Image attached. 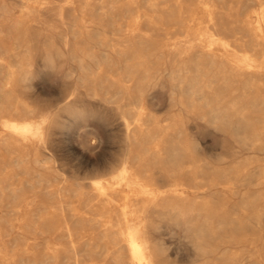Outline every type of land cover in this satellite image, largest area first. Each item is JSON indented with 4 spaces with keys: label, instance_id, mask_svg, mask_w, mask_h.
<instances>
[{
    "label": "bare ground",
    "instance_id": "6f19581e",
    "mask_svg": "<svg viewBox=\"0 0 264 264\" xmlns=\"http://www.w3.org/2000/svg\"><path fill=\"white\" fill-rule=\"evenodd\" d=\"M227 1L0 0V105L33 113L0 115V220L17 218L34 229L40 254L31 262L165 264L155 230L162 219L182 227L196 253L217 264H233L241 241H250L243 245L249 254L264 251V165H236L238 175L220 180V171L202 172L185 132L188 122L203 120L264 149V0H253L260 7L242 18L243 0ZM170 24L186 28V37L170 43ZM230 30L234 38L224 34ZM161 58L155 79L153 63ZM57 72L72 78L78 100L107 95L105 114H97L105 124L113 111L124 119V156L109 175L73 181L56 159L53 112L35 115L23 101L7 103L29 79ZM157 85L179 111L163 131L169 162L155 166L149 154L157 134L147 122ZM77 99L63 106L74 111ZM246 185L259 187L243 192L235 215L231 194ZM251 223L258 225L252 236L236 239Z\"/></svg>",
    "mask_w": 264,
    "mask_h": 264
},
{
    "label": "rangeland",
    "instance_id": "374dc122",
    "mask_svg": "<svg viewBox=\"0 0 264 264\" xmlns=\"http://www.w3.org/2000/svg\"><path fill=\"white\" fill-rule=\"evenodd\" d=\"M229 1L230 0L227 1L228 5L231 2ZM242 3L246 4V8L241 10L239 14L240 18L245 17L246 11H252L253 9H258L260 7L259 4L257 2H254L253 0H243ZM201 13L203 14V12ZM203 18H206L205 14H203ZM167 26H171L170 28L172 29L170 32V35L172 37L170 43H174L179 39H184L188 34V30L184 27L171 24ZM236 29L237 31H240L237 32L239 35L245 33L243 29ZM235 33L236 31L234 32V30L224 32V34L227 35L229 38H234L233 36ZM245 39H250V35L245 34ZM164 52L166 56L169 55L168 47L164 48ZM163 61L164 59L161 58L160 60L156 59L153 63L152 75L155 79L161 76V71L164 67L162 65ZM67 66H69L68 62L64 61L62 67L66 68ZM51 75H36L33 78L29 79L25 82L28 85L23 84L21 89L16 94L8 97L9 99H7V103H16L18 101H23L35 109V115H39L47 111H51V113L53 112L52 116L58 125L55 133L56 146L54 148L56 152V159L59 161L60 164H62L64 169L71 170L68 172L72 174L73 181L79 180L87 182L93 177L109 175L111 172H113L120 166L122 158L124 156V119H122V117L120 116V112L118 114V111H109L111 114L112 123L109 122L105 124V120H103L105 118L102 116L103 114H105V108L103 105L105 101L102 98L107 95L103 93L97 95L94 93H90L84 95L82 100H78V96L74 93V90L71 86L72 78L70 79V77H65L62 72H57L54 73L52 76ZM163 78L165 79L166 84L170 86L171 84L169 75L164 74ZM33 86L34 88H32ZM83 89L84 91L87 90L86 88ZM151 90V97L155 104V107L152 108L155 109L151 108L153 117L148 119L147 124L152 128L153 131H155L157 135L156 138L151 139L152 151L149 154V157L150 162H152V164L155 166H157L159 162H161V165H166L169 162V159L167 158V150L170 147V139L169 135H166L163 132L164 126L173 122V116L174 114L178 113L179 109L178 107H174L172 109L168 106L169 100L167 95H165L164 93V87L157 85ZM2 98L4 97L1 95L0 91V99ZM76 99L77 103L75 105L74 111L67 110L63 106L66 102L75 101ZM154 100H158V102ZM9 105L10 104L5 106L0 105V115L16 117L19 115H33V113L27 112L22 107L19 111H17L13 108H10ZM165 106L167 107V110L165 109ZM61 107L63 109H61ZM101 112L102 117L99 118L97 114H101ZM132 114L130 113L131 116ZM117 115L118 117H116ZM100 120H102L103 124L100 122ZM115 121L117 122L115 123ZM107 125H109V127ZM179 125H182L181 121ZM206 126L207 125L203 120H200L197 123L191 121L188 122L187 128L185 129V132L187 134L186 136L188 137V142L192 143L191 145H194L193 147L195 148L194 157L202 165V172H211L212 170L220 171L219 177L220 180H222L223 174L225 173L233 177L238 175V172H235L236 165H246L253 167L255 165H258V163L264 165V149L261 148L260 150L259 147H257V149H250L246 147L243 143L239 144L240 142L232 135L224 134L222 130H218L212 126H209V128L208 126ZM56 141L58 143H56ZM160 149L162 150V152H160ZM222 170H228L230 172H221ZM257 187L259 186H241L239 188L238 193L231 194L232 203L234 204V213H236L235 215L238 214L237 207L242 197L244 196L243 192L246 193L247 191V194L252 193V191ZM260 187L263 188V185H260ZM263 214L264 211L262 212V215ZM260 221H262L260 225L264 228V215L260 218ZM158 226L155 229L156 236L159 237H156V241L158 243V246L160 245V257L165 261V264H217V259L213 255L200 256L196 253L197 251L190 246V243H188V239L185 237V231L182 229V227L173 223H169L167 219H162L160 221V225ZM255 226V223H251L248 224L242 232L239 230L236 231V239H245L244 236L246 234L247 236L245 237H251L252 231L258 229V225L256 227ZM36 236L37 234L34 229L27 227L26 223L21 222L17 218L0 220V264H29V262L31 264H36L35 262H31L38 259L40 254L39 248L37 247L38 245ZM245 244H250V241H241L238 244L240 246L237 247V249L235 250L236 252L233 254V264H254L253 260L255 258H258L264 262V251L253 255L249 254L243 250V245ZM23 260H25L26 263Z\"/></svg>",
    "mask_w": 264,
    "mask_h": 264
}]
</instances>
